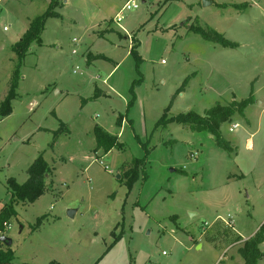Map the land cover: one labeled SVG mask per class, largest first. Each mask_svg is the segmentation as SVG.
I'll return each mask as SVG.
<instances>
[{"label": "rangeland", "instance_id": "obj_1", "mask_svg": "<svg viewBox=\"0 0 264 264\" xmlns=\"http://www.w3.org/2000/svg\"><path fill=\"white\" fill-rule=\"evenodd\" d=\"M50 1L0 0V106L19 70L0 115V209L40 154L51 167L3 232L13 263L244 264L237 240L264 225V0H135L120 23L128 0H57L19 60L16 43ZM253 88L255 103L221 125L232 149L175 121ZM98 126L119 145L106 152Z\"/></svg>", "mask_w": 264, "mask_h": 264}, {"label": "trees", "instance_id": "obj_2", "mask_svg": "<svg viewBox=\"0 0 264 264\" xmlns=\"http://www.w3.org/2000/svg\"><path fill=\"white\" fill-rule=\"evenodd\" d=\"M57 0H51L49 9L40 16L35 17L30 21L29 27L24 34L23 38L16 43L15 50L17 51L19 60H23L27 55L28 50L33 42L38 41L41 43V34L44 29L47 17L54 16V7ZM197 32L201 33L204 38L210 39L214 42L220 43L226 47H236V42L230 41L223 36V34L215 30H205L200 26H193ZM136 44L132 47V52L136 51ZM19 77V70L17 69L13 75L9 92L6 95L4 101L0 106V115L8 113L10 111V100L16 96L15 86ZM253 101L252 93L250 96L240 102H233L231 105H216L213 108L208 109L204 115L197 114L195 112H187L176 116L175 121L181 124L187 125L194 131H209L214 137L219 146H223L227 149H232L229 142L225 141L220 133V128L223 122L230 119L236 112L243 113L245 107ZM131 104V102L129 103ZM161 121L166 120L165 116H162ZM96 136L100 146H103L106 152L112 150L116 145H119L117 136L111 135L106 132L102 127H96ZM140 161V160H138ZM51 174V167L45 160L44 155L40 154L29 168V178L24 183H18L15 180H10L11 200L6 203L0 209V238L4 236V230L13 215L15 214V204L21 202H33L40 197L46 190V180ZM133 175V180L135 179ZM238 239L237 241H242ZM264 242V225L251 237L243 241L242 245L238 248V253L244 259V264H260L261 259L264 256L261 250V244ZM14 251L11 245H7L5 241L0 239V264H16L13 263ZM28 264V263H23ZM49 264H61L59 262H51Z\"/></svg>", "mask_w": 264, "mask_h": 264}, {"label": "built area", "instance_id": "obj_3", "mask_svg": "<svg viewBox=\"0 0 264 264\" xmlns=\"http://www.w3.org/2000/svg\"><path fill=\"white\" fill-rule=\"evenodd\" d=\"M138 8V4L135 2V0H128L123 6L122 8L119 10V12L116 14V17H115V21L117 23H120L122 20H123V14L126 10H131V9H136ZM74 42H79L78 39L74 38L73 40ZM74 54L77 53V50L74 49L72 51ZM78 69V68H77ZM76 72V70H75ZM239 127V124H233L231 127H230V130H235ZM10 225H7V227H9Z\"/></svg>", "mask_w": 264, "mask_h": 264}, {"label": "crops", "instance_id": "obj_4", "mask_svg": "<svg viewBox=\"0 0 264 264\" xmlns=\"http://www.w3.org/2000/svg\"><path fill=\"white\" fill-rule=\"evenodd\" d=\"M101 92V91H100ZM252 93V98H253V101L250 103V104H252V103H255V100H256V98H255V96H254V88L251 90V92H250V94ZM250 94H249V96H250ZM248 96V97H249ZM247 97V98H248ZM244 99H246V98H244ZM244 99H242V100H244ZM259 105L260 106H262L261 108V111L262 112H264V99H261L260 101H259ZM248 106V105H247ZM247 106L245 107V109L247 108ZM245 109H244V111H245ZM244 111H243V113H244ZM233 124H238V123H233ZM247 144H248V148H254L255 146H254V141H253V139H252V137H250L248 140H247ZM244 174H241V176L240 177H242ZM239 177V176H238ZM229 178H233V176H230ZM255 234V233H254ZM253 234V235H254ZM243 239V238H242ZM242 241H244V240H242Z\"/></svg>", "mask_w": 264, "mask_h": 264}, {"label": "water", "instance_id": "obj_5", "mask_svg": "<svg viewBox=\"0 0 264 264\" xmlns=\"http://www.w3.org/2000/svg\"><path fill=\"white\" fill-rule=\"evenodd\" d=\"M211 3H213V0H205L204 1V4L205 5H209V4H211ZM74 210H69V214L70 215H73L74 214ZM2 241H5L6 243H7V245H12V239L11 238H9V237H7V236H1V238H0Z\"/></svg>", "mask_w": 264, "mask_h": 264}]
</instances>
